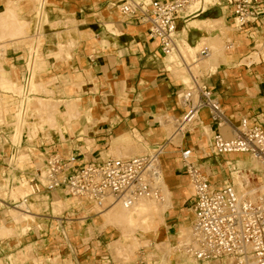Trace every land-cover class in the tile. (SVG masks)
<instances>
[{
  "label": "built area",
  "instance_id": "1",
  "mask_svg": "<svg viewBox=\"0 0 264 264\" xmlns=\"http://www.w3.org/2000/svg\"><path fill=\"white\" fill-rule=\"evenodd\" d=\"M112 6L116 7L126 24L137 22L146 25L147 37L158 40V47L163 55L179 50V42L183 43V40H190L194 45L192 35L190 38L181 35L179 30L188 20L199 18L212 8L218 10L215 18L232 17L237 23L238 31H246L249 37L252 30L259 32L264 28V0H216L214 3L202 0H150L149 3L118 0ZM219 34L222 35L220 31ZM225 44L229 46L233 42L226 39ZM9 51L10 48L0 41V57L6 58ZM209 52V48L204 45L197 51V55L204 58ZM89 61L96 64L95 53L89 56ZM30 80L27 61L25 75L19 83L28 96H40L28 92ZM11 95L13 102L23 103L24 94ZM177 98L182 116L176 121L173 134L155 144L150 152L128 157L109 154L91 157L92 152L86 143L83 150V146H79L74 137L64 141L55 127L46 124L45 130L39 131L31 143L41 159L34 171H25L13 163L12 156L3 165L12 168L13 163V169L18 171V178L27 180L30 188L28 199H33L34 196L53 198L57 193L78 199L82 202L77 203L80 208L89 204L100 213L117 203L130 208L142 200L163 199L165 179L162 157L167 153L168 147L173 146L179 153L181 167L192 186L188 239L183 245H177L175 253L191 256L198 264H264L263 116L252 114L231 117L204 76L193 72L191 85H185ZM16 104L13 112L17 111ZM28 117L29 120L38 118L30 110ZM181 134L182 137L176 140ZM192 138H195V143L189 145L186 140ZM6 147L11 148L12 152L17 151V147L5 138L0 127L2 160H5L2 155ZM237 156L258 165L257 168H252L248 163L244 167V171L251 175L244 189L237 187L230 168L223 165L225 160L235 159ZM36 159L33 156V160ZM212 159L216 162H212ZM12 178H16L15 175ZM254 178L257 179L256 183L252 182ZM69 209L63 208L59 213H54L53 210L43 212L47 218V227L50 229L55 224L53 230L60 237L52 250L48 249V234H40L37 240L26 241H35L32 253L36 260H16L15 264H38L37 260L39 264H85V261L95 260L98 247L105 242L103 230L96 228L94 236H90L87 231L90 238L81 240L83 251L78 253L71 234L75 218L71 216ZM97 211L87 213V220L92 222L93 215H98ZM34 232V228H31L25 236ZM171 232L172 230L169 231ZM10 241L11 239L0 238V264H14L8 255L25 244H14L11 249ZM104 246L105 254L99 256V259L103 264H116L108 244ZM145 248L138 251L141 254L140 260L125 264H149L143 256Z\"/></svg>",
  "mask_w": 264,
  "mask_h": 264
},
{
  "label": "bare ground",
  "instance_id": "2",
  "mask_svg": "<svg viewBox=\"0 0 264 264\" xmlns=\"http://www.w3.org/2000/svg\"><path fill=\"white\" fill-rule=\"evenodd\" d=\"M18 1L19 0H16L14 2L18 3ZM137 1H143L145 3L150 2V0H137ZM202 1L207 3L209 0H202ZM52 2L56 3L55 0H37L36 2L37 4L34 7L35 22L20 17L19 11L21 10V7L18 9L14 7L17 4L16 3L14 4L13 0H9L8 6H3L2 4H0V34L5 35L10 33L9 35L14 34L16 36L22 34L21 35L22 37H18L19 40H21L22 38L24 39L28 38L30 41L29 42L30 51L28 57L29 59H27L29 61V71L31 74L30 88L28 89L29 93H35L36 91H41L40 89H42V91H44L43 93L46 94L55 86L54 82H52L51 80H49L50 82L47 83L45 82L41 83L35 80V65L38 59H42L39 54L38 48L42 44V39H43L42 32L41 33L37 32L38 35L37 34H36L37 36L35 35V31L37 28L40 27L43 29L45 22L50 23L58 38L57 49L59 50V53L70 56L69 52H66L64 46L68 39L66 41H62L61 39L62 31L63 30L65 31L64 28L67 27L68 25H66V23L64 24L63 21L49 22L47 19L46 5ZM221 19L223 20V18ZM210 20L208 19V20L200 21L192 18L186 22V24L184 25V27H182V29L179 30V34L184 36H189L188 34L185 33L187 32V30L191 25L195 26L198 30L202 32L201 34L202 36L200 38L201 40L200 43L203 41L202 45L199 44L200 46H198V43L196 44L195 39L198 37V35L196 33H193L192 38L194 41V45L189 43L187 40H183V43L180 41L179 50L177 49L174 52H170L165 55L166 57L172 59L171 64L167 66V70L170 71L176 79H179L187 86L191 85L192 72L195 75H198L196 71L200 69L199 67L201 65H203L204 68L208 69L207 72L215 73L218 66L223 63L228 65L229 67H232L233 69L238 68L236 69L235 72H236V76H239L237 73L239 71L241 72V70L243 69L241 68V66L243 64H246L248 66L251 65L252 63L260 64L262 61V57L260 54H263L264 57V42H262L257 36L258 33L257 31H252L250 37L253 38V41H255L256 47L259 51H253L251 54L246 55L245 57L240 59V57L243 55L246 49V46L250 45L252 42L248 38V33L244 30L238 31L237 23L236 21H234L233 31L238 32L239 34L237 35L236 33H234V35L231 36V39H228L233 42L232 45L228 46L225 44V41L224 42L222 41V38H220L218 34L214 36L210 35L211 32L213 31L219 30L221 32L223 29V27L222 28L220 27L221 21H219L220 22L218 26L219 29H217L216 23H218V21L216 20L210 21ZM67 22L74 23L75 21L74 19L72 20L69 19L67 20ZM143 27L145 29L147 26L143 25ZM263 32H264V28H263ZM27 33L30 34L24 36ZM223 35L226 34L223 33ZM259 40L260 42H258ZM154 41H157L158 43V40H154ZM241 41H246L247 43L244 45L243 49L239 50L238 47ZM102 43H104L105 45V41H102ZM205 43L210 50L209 55L204 58H199L197 55V51L200 50V48L204 46ZM227 55H232L231 56L232 59H230V57ZM233 56H235L234 57L235 59L233 58ZM7 64L8 63L5 62V58L0 57V120L6 124V127L3 129H10L9 133L11 136L7 138L8 140L14 141L13 143L24 141L27 142L29 145L24 150H19L20 148L22 149L24 148V146H27V144L18 143L17 151L13 153L12 159L17 158V160H23L25 158H31V157L33 158V156L37 158L35 167L34 168L31 167L29 171L31 172L34 171L35 168H37L38 163H40L41 160L39 159L40 158L39 153L32 147L31 143L33 141V138L39 133V131L45 130L44 125L50 124L51 127H55L57 133L61 136L62 139L66 138L67 135H69L68 128L66 125H64V127L58 126V120H57L58 113H62L63 116L68 115L70 117L68 122L70 123L72 129H74V131L76 132L75 136L79 137L80 139H83L82 135H86L89 131V126L87 125V123L96 122V119L91 115L92 109L90 108L91 105L90 102H85V107L88 108L87 111H79V109L77 108L78 105L77 101L83 100V98L81 97L74 99V97L67 95L62 99H54L53 97L43 98L39 96H28L27 92L21 86L19 81L11 76V73L8 70L9 64L8 65ZM186 67L189 69L190 75L188 74ZM11 68L13 69V67ZM73 77L80 78L81 75L76 72L73 75ZM244 80L248 85L253 80V78L250 76V74L244 73ZM54 81L58 82V78L56 77ZM4 94L7 96V98L4 97ZM11 94H15V95L24 94L23 103L21 102L19 103V101H17L16 104L15 101L13 102V98ZM141 97H144L143 94H141ZM131 100L132 98L129 97L127 93H125L118 96L117 103L120 105H122L123 103L130 104ZM148 101L150 102L151 99L148 98L146 102ZM15 104L17 105V111L13 112L11 111L10 107L13 106V110H14ZM99 109H103V106L99 105ZM29 110L32 111L36 116H38L39 118L38 122H32V120L31 121L29 120L28 117ZM142 111L147 112L148 115H151L154 112L159 114V121H160L159 123L162 127V133H165V135L167 136L173 134V132L172 133L170 132V129L172 130L176 126V121L180 119V117L182 116V111H181V115L178 118L175 114L173 113L170 114L169 112L171 111V108L167 110L165 106L162 104H157L155 106H152V112L150 110L147 111L142 110ZM134 113H135V117H137L136 119L142 121L143 115H141V111H139L137 107H135ZM229 115L234 118V114L232 112H229ZM180 136H182V134ZM180 136L178 135L176 137V140L178 139V137L180 138ZM86 141L89 140L86 139ZM110 144L112 145L111 149L107 152V154L109 155H113L116 157H128L134 155V150L132 148L131 149L129 148L131 147L130 145L133 146V139L131 137V134L127 130L125 131L123 130V132H121L119 135L113 137ZM135 150L136 153H141V152L144 153L148 150H149L148 152H150L149 146L142 144L137 148H135ZM176 162L177 161L172 160L166 163L164 162L162 164V173L164 179H166L164 180V186H163V199L159 201L142 200L130 208H126L122 204L117 203L110 206L106 210L100 211V213L94 207H92V209H94L93 210L94 212L96 211L98 212V215H93L92 223H90V225L87 227L89 234L90 232L93 231L92 230L93 224L100 227L102 222L105 225H113L116 226V228L117 226L118 228L119 227L122 228V230L124 231L123 237H125L124 239L126 240L125 244L114 241L111 245V249L113 253L118 255L123 260H129L130 255L132 253H136V249L141 244V242L139 241V236L141 237L143 235L152 232L156 241L155 246L159 247L157 240L160 238L161 235V227L164 226L166 223L163 214L166 211L174 208V202L176 196H179L181 194H189V190L191 192L192 189V186L189 183L188 178L185 176L182 177L184 181L181 180V183L178 186V192H175L174 190L173 192H171V188H172L171 184L174 181H176L178 177L177 174L178 167ZM236 163L238 166L242 164L247 165L248 163L254 166L255 164V162L253 161L250 162L246 158L240 156L236 157ZM27 166H29V163L23 162V167H27ZM185 182H188L189 189L184 186ZM11 185L12 188H10V192H11L10 198L13 201L6 199L8 192L6 193V191H0V206L3 201L2 206H5L6 207L5 209L8 210L4 212L5 216L0 223V238L17 239L16 244L18 245L21 244L23 245L24 236L28 233L29 229L31 228H34L36 235H38L39 237L40 234L42 233L46 234V231L48 233L49 228L47 227V223H46L47 218L44 217L46 215L43 212H49L52 207L54 213H59L62 211L63 208L67 207L69 204L72 203V201L69 200L68 196H66L67 198L64 199L63 198L64 196H61L60 194L57 193L54 194L53 198L50 197L48 198L46 196H42V197L34 196L33 199H28V196L30 194V188L28 186L26 179L14 178ZM237 187L239 189H244L242 182H238ZM253 190L254 189H251V191ZM73 201L76 204L82 203L78 199H74V198ZM14 203H17L16 206L12 205ZM86 217L87 216L79 217L77 218L78 220L77 221L74 220L73 223H75L76 221V223H78L77 226L86 224L88 222ZM98 217L101 218L100 224L98 223V219H97ZM182 220L183 223L179 226V229L183 231L187 230L186 231L187 234L183 235V239L178 240L176 242V245L173 244L172 237H175L177 239L176 235L179 233L178 231L176 235L174 236L169 235L165 240L161 241V244L166 245V248L169 251H172V254H175V252L177 251L178 244L183 245L188 239V234L190 230V226L187 227L188 212L186 211L184 212V217ZM54 227L55 224L51 226L52 229ZM171 230L173 231V228L171 226H168L167 231L169 232ZM72 233L73 231L71 230V234ZM38 236L34 240H37L39 238ZM34 242L35 241L33 242L29 241L20 248H18L17 250L23 249L24 252L28 254V252L31 251V249L33 250ZM143 245L148 246L150 245V242L144 243ZM17 252L20 254L22 253V250L21 252L16 251L15 255L17 254ZM153 252L154 249L153 251H150L148 253L150 263ZM12 254L14 253L12 252L8 256H11ZM19 254L17 255L18 256L17 259L19 258ZM118 256H116V258ZM31 257L34 258L33 253ZM168 257H169V253H166L162 257V262L160 261L157 264H166V263L173 264L172 262L168 261ZM178 257L181 259L180 264H198L195 261V259L192 258L191 256H190L191 258H188L187 255L182 254V255H178ZM23 258L24 257H22V259ZM37 263L39 264V261Z\"/></svg>",
  "mask_w": 264,
  "mask_h": 264
},
{
  "label": "rangeland",
  "instance_id": "3",
  "mask_svg": "<svg viewBox=\"0 0 264 264\" xmlns=\"http://www.w3.org/2000/svg\"><path fill=\"white\" fill-rule=\"evenodd\" d=\"M3 1L5 2V0H3ZM14 1H16V0H13V3L17 4L14 7H16L17 9L20 7H23L24 10L27 9L30 12L33 11L35 5L37 4L36 3L37 0L36 1L35 0H22V1L19 0L18 3L14 2ZM211 1L209 0L207 3H210V2L214 3L216 0L215 1L211 0ZM55 2H58V0H55ZM48 5L49 4L46 5V11L49 8ZM19 16H20V14H19ZM31 17H32V15H31ZM222 18H223V20L221 18H215V17H211V16H201L199 18H193V19H195V20L197 19L200 21L208 20V19L209 20L212 19L210 21L216 20V21H218V23L215 22L217 24V29H219V27H218L219 23H220L219 21H221L220 27L221 28L223 27V29H224V30L222 29L223 32L221 31L222 35L219 34V30L211 32L210 35L214 36V35L218 34L219 37L222 38V41L224 42V41H226V39H231V36L234 35V33H236L237 35L239 33L233 31L234 20L232 17H227V18L222 17ZM28 20L35 22V20H32V19H28ZM49 22H53V21H49ZM65 23H66V25L68 24V22H64V24ZM136 26L141 27V25L138 23ZM50 30H53V27L50 25V23L45 22L43 29L40 27L36 29L35 35L37 34V32L38 33L42 32L43 33V39H44V37H45L44 32L49 33V32H51ZM193 33H196L198 35L197 40H196V44L198 43V46L202 45L203 41L200 43V41H201L200 38L202 36L201 35L202 32L200 30H198L195 26L191 25L185 34H188L189 35L188 37L190 38V35H193ZM223 33H225L226 35H223ZM9 34H5V35L0 34V41H3L7 47L9 46L7 44H10L11 39H13V40L16 39L18 41L19 40L18 37H22L21 36L22 34L21 35L19 34V36L18 35L16 36L14 34H11V35H9ZM28 34H30V33H27L25 35L23 34V35L26 36ZM146 35H147V30L145 31V33H143L140 36V39H137L136 44L140 43V46L142 48H144V45H146V43H148V40L145 38ZM257 36L259 37V39L262 42H264L263 30H259V32L257 33ZM248 38L252 42L247 47V49L244 51V53L240 57V59H242L246 55L251 54L253 51H259L256 47L255 41H253V39L250 38L249 36H248ZM43 39H42V43L44 41ZM64 39L65 38H63L62 41H65ZM260 40L258 42H260ZM187 41L190 43V40H187ZM69 42H70V44H69ZM246 43H247L246 41H241L238 49H240V50L243 49L244 45ZM151 45L153 46L152 47L153 54L158 57V60L156 62V65H157L156 69H158V71L155 72V77H157V78L153 81L148 80L142 76V75H144L143 74L144 68H141L137 72L138 74H137L136 83H134L133 80L128 81V77L130 75L129 70L132 71L135 67L132 65L127 67V63L125 60L122 61V64L119 60H116V132H112L110 134H106V133L98 134L97 133V135H96V131H97L98 126H94L93 130H91V131L89 130L90 132L88 131V133L86 135H82L83 139H80L79 137H74L76 132L70 128L69 129L70 133H69V135H67L66 138L63 139L64 141L68 140V138H70V137H74V139L77 140V144L81 147L83 146L82 149L85 150L86 147L84 146L85 145L84 143H86V145L88 147H90V145L94 143V141H93L94 139H99L98 140L99 142L97 143V144H99L100 141L104 138L103 139L104 142H102V143H103V145L107 143V145L103 148L97 149V152H99V153L102 152L103 155L102 154H96V153L93 155L94 157H102V156H106L107 152L111 149L112 145L110 143L112 141V138L115 137L116 135H119L121 132H123V130L129 131V133L131 134V137L133 139V146L130 145L131 147H129V148L130 149L132 148L134 150V155L143 153V152H141V153L135 152L136 151L135 148H137L141 144L149 146L150 151H152L153 146L155 144L161 143V141H163V139H165L167 137V135H165V133H162V127L159 123L160 122L159 121V114L154 112L151 115H148L147 112H144L142 110H146V111L150 110L152 112V106H155L157 104H162L165 106V108L167 110H169L171 108V111L169 113L175 114L178 118L181 115V107H180V103L178 101L177 96L183 90L185 84L183 82H181L179 79H176L174 77V75L170 71L167 70V66L171 64L172 59L169 58V59H167L166 62H164L163 58L166 56L163 55L162 53H159V52H158V54H156L158 49H159L158 47H156V46H158L157 41L152 40L149 42V44H147V46L149 48L151 47ZM205 45H206V43H205ZM64 46H65L66 52H69L70 56H68L66 54L63 55V54L59 53V50H58V52L56 53V58L58 60H64V61H66L68 59H72L73 55L76 51V48H77L75 39L73 37L68 38V40ZM140 46H138V49L142 50L141 48H139ZM231 54H233V53H231ZM137 55H140V54L137 53ZM260 55L262 57L261 63L260 64L254 63L250 67L241 66V68H243V69L241 70V72L239 71L237 73L239 76H236V72H235L236 69H238V68L233 69L232 67H229L228 65L223 64V63L218 66L215 73L207 72L208 69L204 68L203 65H201L199 67L200 69H198L196 71V73L198 75L204 76V79L213 87L216 95L218 97H220V99L223 101L224 106L228 107V110L230 112H233L236 116H241L243 114L244 115L259 114V115H262L264 118V57H263V54H260ZM227 56H229L230 59H232V57H231L232 55H227ZM234 57L235 56H233V58ZM231 61H233V60H231ZM5 62L8 63L7 58H5ZM8 70L11 73V76L16 79V77L18 76L17 70L15 68L12 69L11 67H9V65H8ZM64 70L65 69H60V71H58V72L63 73ZM186 70L188 71V74L190 75V71L187 67H186ZM247 71H249V72H247ZM244 73L250 74V76L253 78V80L248 85L244 80ZM69 74H70V76L74 75L73 73L72 74L69 73ZM131 77H132V74H131ZM254 83H255V85H254ZM156 85H158V86H156ZM57 86H58V84H57ZM157 87H159V91H158ZM96 88L97 87H95L94 90H96ZM81 89H82V87H81ZM40 90L41 91H36L35 93L39 94V92H40L39 97H43V98H52L53 97L54 99H62L63 97L67 96L65 94L63 97H58V96L55 97L53 89L48 91V93L50 92L49 93L50 95L48 93H46V94L43 93L44 91H42V89H40ZM42 93H43V95H42ZM67 93H69V92H67ZM70 93H72V91ZM125 93H127L128 96L132 98L130 104L129 105H126V103H123L122 105L118 104L117 103L118 96L125 94ZM47 94H48V96H47ZM141 94H143L144 97H141ZM69 96H71V95H69ZM145 96H147V97H145ZM71 97H73V96H71ZM78 97L83 98V100L77 101V103H78L77 108L79 109V111L88 110L85 107V102H90V104H91L90 108L91 109H93L94 106H98L97 104L101 105L98 98H95L94 96H92L90 98H86V95L82 94V96L80 95V96L74 97V99H76ZM148 98L151 99L150 102L149 101L146 102V100ZM107 99L110 100L111 98L107 97ZM135 107H137V109L139 111H141V115H143L142 121H139L136 119L137 117H135V113H134ZM145 107H148V108H145ZM128 113L130 114L129 116H128ZM125 114L128 117H126ZM69 118L70 117L68 115L63 116L62 113H58L57 114L58 126H60V123H59L60 120L63 121L64 125H66ZM132 118H133V122L137 123V124L131 123ZM38 119L39 118L32 120V122H38L39 121ZM0 127L4 133L5 138H9L11 136L9 133L10 129H3L6 127V124L4 122H2L1 120H0ZM173 130H174V128L172 130L170 129V132L172 133ZM194 131H195V129H194ZM193 136H194V134H193ZM181 137L182 136H180V138ZM85 138L89 141H86ZM180 138L178 137L177 140H179ZM134 141L135 142L137 141V142L135 143ZM13 142L14 141H11V143L13 145H15L17 148H18V143L19 144L20 143L27 144V146H24V148H22V149L20 148L19 150H24L25 148H27L29 146L28 143L24 142V141H22V142L19 141V142H15V143H13ZM134 146H135V148H134ZM148 151H146V152H148ZM173 151H175V150L173 149ZM15 152L16 151L12 152L11 148L6 147L5 152L2 155L3 159L5 158L8 162L9 157L13 156V153H15ZM31 158H25L23 160H17V158L12 159V157H11V160L13 163L18 164L21 167H23V162L29 163V166L23 167V169L25 171L29 172L31 167L32 168L35 167V163H36V160H32L33 158L32 159ZM1 159H2V157H1ZM172 160L178 162V158L174 152L170 158L167 156L164 159V162L166 163V162L172 161ZM29 161H31V162H29ZM177 162H176V164L178 167V170H177L178 178L176 181H174L171 184V186L173 188V189L171 188V192H173V190L175 192H178V186L181 183V178L184 177V173L180 170L179 163H177ZM212 162H216V160L212 159ZM223 165L226 168H228V167L231 168L230 170H231V176H232L233 182L235 184L237 183V185H238V182H242L243 187L245 188V186L249 183V179L251 176V175L249 176V174L244 171V167H247L248 165L242 164V165L238 166L236 163V158L235 159L230 158V159L225 160ZM242 166H244V167H242ZM6 167H7V165H2V163L0 162V191H6V193L8 192L6 199L11 200L10 188H12L11 183L13 181V178H10V176L5 175L4 171L6 172ZM251 167L257 168L258 165H256V163H255L254 166L251 165ZM252 182L256 183L257 179L256 178L252 179ZM184 186L189 189L188 182H185ZM61 196H63V195H61ZM190 197H191L190 190H189V194H181L179 196H176L175 202H174V208L166 211L164 213L165 215L163 214V217L165 218L166 223L164 226L161 227V235H160V238L157 240L159 247L155 246L156 241H155V238H154L152 232L148 233L146 235H143L141 237L139 236V241L141 242V244L136 249V253H132L130 255L129 260L121 259L118 255L113 253V251L111 249V245L114 241L115 242H121V243L125 244L126 240L124 239L125 237H123L124 231L122 230V228H120V227L118 228V226L116 228V226H113V225H105L103 222L101 223V218L98 217L97 218L98 223L99 224L101 223V225H100V227H98L97 225L93 224V226H92L93 231L90 232L89 235L94 236L95 235L94 233H96V231H95L96 228H98V229L100 228L99 230H103L102 235L105 238L104 244H108L109 251H110V253H112L111 254L112 259H113V261L116 262V264H125L126 262H134V261L140 260L141 254H139L138 251L142 247H146L145 252L143 253V256L146 258V260L149 262V264H157L160 261L162 262V257L166 253H169V257H168L169 262H172L173 264H180L181 259L178 257V254L177 253L172 254V251H169L166 248V245L161 244V241L165 240L167 238V236H169V235H171V236L176 235L179 231V233L176 235L177 239L175 237H172L173 244L176 245V242L178 240H182L183 235L187 234V232H186L187 230L183 231V230L179 229V226L183 223L182 219L184 217L185 211L188 212L187 227L190 226V221H191ZM63 198L65 199L67 197L64 196ZM69 200L72 201V203L69 204L67 206V208H70L69 212H70L71 216H73L75 218L76 221L78 220L77 218L82 217V216H87V213L94 212L93 211L94 209H92V205L86 204L84 207L80 208V206H78L73 201V198L69 197ZM11 201H13V200H11ZM2 204H3V201H2ZM2 204H1V206H2ZM5 208H6L5 206H2L0 208V223H1V220L5 216L4 212L8 211ZM52 210L53 209L51 207L49 212H51ZM76 221H75V223L72 224V231H73L72 240H73V245L77 249V252L81 254L83 251V247L81 246L82 245L81 240L84 238L85 239L90 238L88 236L87 227L92 222L88 221L86 224H82L80 226H77L78 223H76ZM168 226H171L173 228V231L171 233H169L167 231ZM42 235L43 236L47 235L49 237V240H50V244H49L50 248L48 247L49 251L52 250L56 241H58V239H60V237L57 236L58 234L55 232V230H53L51 228L48 229V233L46 231V234L42 233ZM35 236L36 237L38 236V235H36L35 232H34V234H31L29 236H25L24 237L25 243H27L26 241H28V240L36 239ZM16 241H17V239H15L14 244L18 245V244H16ZM148 242H150V245H148V246L143 245L144 243H148ZM104 244L101 247H98V250L96 251L97 256H96L95 260H93V262L92 261H90V262L85 261L84 263L85 264H103L102 261L99 259V256L105 254ZM109 245H110V247H109ZM11 247H13V245H10V248ZM153 249H154V252L151 256V263H150L148 253L150 251H153ZM21 250H22V253L19 254L17 252V254L15 255V258L17 259V257H18L17 255L19 254V258L17 260L21 259V261H25V260H29V259H34L33 257H31L32 256V249H31V251L28 252V254H26L23 249H21ZM21 250H17V251L21 252ZM20 255L24 258L22 259V257ZM116 256H118V257L116 258ZM11 257L12 256H9V259L13 261V258H11ZM188 258H191V257L188 256ZM37 262H38V260H37ZM104 264H106V263H104ZM201 264H211V263L206 262V263H201Z\"/></svg>",
  "mask_w": 264,
  "mask_h": 264
},
{
  "label": "crops",
  "instance_id": "4",
  "mask_svg": "<svg viewBox=\"0 0 264 264\" xmlns=\"http://www.w3.org/2000/svg\"><path fill=\"white\" fill-rule=\"evenodd\" d=\"M117 1L118 0H58L56 3H49V8L47 10V19L49 21L67 22L69 19H74L75 22L68 23V26L64 28L65 31H62L61 39L63 40V38H65L64 40L66 41L68 38L73 37L77 48L72 59L66 61L58 60L56 58V53L58 52V38L55 31L50 30L52 33L44 32V41L38 48L42 59H38L35 65L37 73L36 80L45 83L50 82L49 80L54 82L55 86L53 87V91L55 97H63L65 94L77 97L87 93L86 98H90L92 95H94L95 98H98L103 109H99V104H97L98 106H94L91 115L96 119V122L87 123L90 131L93 130L94 126H98L96 135L97 133L110 134L116 132V60H119L121 64L122 61L125 60L127 67L131 65L135 67L132 71L129 70L130 75L128 81L133 80V82L136 83L137 72L141 68H144V75H142L144 78L151 81L157 78L155 77V72L158 71V69H156L158 57L153 54V46L151 45L150 48L147 46L152 40L146 35L145 38L148 40V43L144 45V48L140 46V43L136 44L137 39H140V36L145 33L147 27L145 29L143 28V25L138 27L136 26L137 22L126 24L123 16L119 13L116 7L112 6V4L117 3ZM0 4L8 6L9 0H5V2L0 0ZM19 14L25 19L35 20L34 9L30 12L21 7ZM203 16L217 17V9L212 8ZM260 30H263V28ZM102 41H105V45ZM29 42L28 38H22L19 41L16 39L11 40L10 44H8L10 54L6 58L10 67L17 70L18 76L16 77V80L18 81H20L25 75V63L28 61L27 59H29L30 51ZM138 46H140L139 48L142 50L138 49ZM248 46H246V49ZM158 52L161 53L159 49L156 54H158ZM92 53H95L96 56L95 65L89 61V56ZM137 53L140 55H137ZM167 59H169V57H164V62H166ZM242 66L250 67L246 64H243ZM60 69L65 70L63 73H59L58 71H60ZM76 72L81 75L80 78H74L69 74H75ZM56 77L58 78V82L54 81ZM57 83L59 86H57ZM95 87H97L96 90H94ZM157 89L159 91V87H157ZM71 91L72 93H70ZM4 97L7 98L5 94ZM107 97H110L111 99L108 100ZM218 98L226 112L229 114L230 111L228 110V107L224 106L220 97ZM10 109L13 111V106H11ZM129 115L130 114L128 113V116ZM204 116H206V113H204ZM238 117L239 116L234 114V118ZM59 123L60 126L64 127L63 121L60 120ZM131 123L137 124L133 122V118L131 119ZM66 126L70 133L69 129H72L70 123L67 122ZM75 135L74 137H76ZM103 139L99 144H97L99 139L93 140L94 143L89 147L92 152L91 157H94L93 155L95 153L103 155L102 152H97V149L103 148L107 145V143L103 145ZM164 140L165 139H163V141ZM186 141L189 145H193L195 143V138L187 139ZM173 149L178 158L180 170L184 173V177H187L181 167L179 153L173 146H169L167 153L163 155L162 164L167 156L169 158L171 157ZM0 162L3 165L7 160H2L0 157ZM11 166L12 168L6 167V172L4 171L5 175L10 176V178L15 175V177L18 178V171L13 169V163ZM181 180L184 181L183 178H181ZM14 242L15 239H11L10 245H14ZM24 243L25 241L23 244ZM11 256L13 258L12 262L14 264L17 263L15 253Z\"/></svg>",
  "mask_w": 264,
  "mask_h": 264
},
{
  "label": "water",
  "instance_id": "5",
  "mask_svg": "<svg viewBox=\"0 0 264 264\" xmlns=\"http://www.w3.org/2000/svg\"><path fill=\"white\" fill-rule=\"evenodd\" d=\"M217 14H218V10H217Z\"/></svg>",
  "mask_w": 264,
  "mask_h": 264
}]
</instances>
